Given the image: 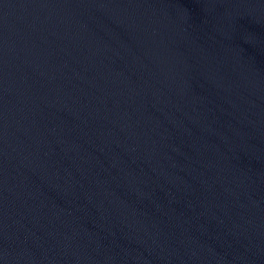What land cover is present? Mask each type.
<instances>
[{"label":"water","instance_id":"1","mask_svg":"<svg viewBox=\"0 0 264 264\" xmlns=\"http://www.w3.org/2000/svg\"><path fill=\"white\" fill-rule=\"evenodd\" d=\"M0 264H264V0H0Z\"/></svg>","mask_w":264,"mask_h":264}]
</instances>
